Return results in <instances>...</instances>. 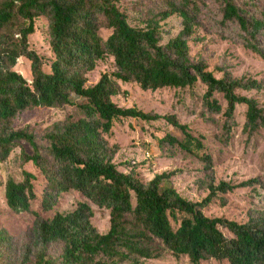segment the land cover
<instances>
[{
	"label": "trees",
	"instance_id": "16d2710c",
	"mask_svg": "<svg viewBox=\"0 0 264 264\" xmlns=\"http://www.w3.org/2000/svg\"><path fill=\"white\" fill-rule=\"evenodd\" d=\"M202 1L151 0L153 7L142 12L138 24H132L116 0H0V160L18 140H24L30 151L21 150L19 158L30 161L43 179L37 194L32 172L21 169L17 179L7 175V206L29 211L38 197L40 208L49 210L60 192L75 189L97 206L106 207L109 215L107 230L98 232L90 221L93 210L85 200L49 216L31 210L34 217L28 239L19 246L18 264H114L115 260L143 264L139 257L155 255L150 247L154 239L173 254L186 255L191 264L208 258L227 264H264V210L243 221L209 216L202 210L213 198L223 204V193L255 184L257 177L235 183L215 181L211 155L200 133H191L171 113L159 115L133 105L121 106L112 99L120 91L117 81L131 80L142 89L154 90L191 87L198 80L204 86L200 95L204 111L223 116L222 140H228L236 103L245 104L243 128L247 134L264 128V107L235 91L264 89V78L232 77L226 70L215 76L201 58L189 57L188 40ZM214 1L219 22H235L244 46L264 60V47L258 42V35L264 32V8L249 11L251 0ZM137 2L144 6L147 0ZM172 14L178 15L180 26L163 39L161 21ZM37 15L47 20L52 53L48 70L43 69L41 56L28 41ZM100 27L109 29L105 37L98 32ZM106 54L112 57L115 69L85 84L86 73ZM19 56L29 60V81L14 68ZM215 92L225 100L223 108ZM70 93L83 97L78 103L81 116L54 120L39 137L12 125L20 110L63 106L70 102ZM117 117H163L178 127L182 139L165 133L160 140L177 143L202 162L205 173L197 181L207 189L204 197L191 200L181 196L169 183L175 169L157 172L147 180H141L134 168L118 169L113 161L116 147L108 145L101 134ZM52 244L58 247L56 255L50 253ZM10 246L11 234L0 228V264H15Z\"/></svg>",
	"mask_w": 264,
	"mask_h": 264
},
{
	"label": "rangeland",
	"instance_id": "374dc122",
	"mask_svg": "<svg viewBox=\"0 0 264 264\" xmlns=\"http://www.w3.org/2000/svg\"><path fill=\"white\" fill-rule=\"evenodd\" d=\"M248 7L253 11L255 7L264 8V0H251ZM132 24H138V19L145 9L153 7L151 0L144 6L137 0H116ZM219 12L214 0H203L197 14V22L188 40V54L191 60L201 58L208 70L215 76H220L226 70L232 77L264 78V60L244 46L238 35L235 22H219ZM46 18L37 15L34 18V29L28 35L29 45L41 56L42 67L48 70L52 53L47 41ZM163 39L176 33L179 28V17L176 14L161 21ZM109 29L100 27L98 32L105 37ZM258 42L264 47V32L258 35ZM14 68L29 81L31 78L29 60L19 56ZM115 69L112 57L108 54L96 61L94 67L86 73L85 84H92L102 72ZM120 91L112 99L121 106L133 105L144 111H153L159 115L171 113L180 123H185L191 133L202 135V143L211 155L214 180H229L238 182L249 177H257L259 182L243 187H237L223 193L225 202L220 204L218 199H211L202 207L209 216L224 215L235 220H245L248 215H254L264 210V128L257 127L250 134L243 128L244 103H236L233 109V124L229 131L228 140L220 137L223 116L220 112H206L200 102V95L204 86L196 80L191 87H161L154 90L142 89L134 81H117ZM239 94L253 97L258 105L264 107V89H236ZM214 97L225 105L221 93L215 92ZM83 97L74 93L69 94V103L60 107L29 106L16 113L12 120L15 128H26L35 137L41 136L43 131L58 119H75L82 115L78 103ZM201 113L208 115L202 117ZM182 139L180 129L163 117L144 120L135 117H117L111 121L108 131L101 134L108 145L116 147L113 161L117 168L124 171L134 168L141 180H147L155 173L175 169L169 176V183L183 197L200 200L207 189L197 181L205 173L202 162L192 152L183 149L177 143H169L160 138L165 134ZM30 151V146L24 140H18L8 156L0 160V228L11 234L10 259L18 264V250L23 241L28 239V233L33 220L31 210H39L43 216H49L53 211L64 212L74 207L78 200L88 202L93 212L91 223L98 232H105L109 226L108 209L97 206L85 198L79 191L68 189L60 192L55 204L49 210H42L38 197L30 203V210L15 211L10 209L4 198V180L7 175L19 178L21 169L28 170L35 175L34 188L39 194L43 179L30 161L19 158L20 151ZM173 225L174 223L171 222ZM152 257H139L143 264H191L186 255H175L165 248L158 239L150 242ZM50 253L56 255V244L50 246ZM7 257H2L3 259ZM98 257L109 260L105 256ZM113 261V260H112ZM114 264H123L115 260ZM201 264H227L212 258L204 259Z\"/></svg>",
	"mask_w": 264,
	"mask_h": 264
}]
</instances>
